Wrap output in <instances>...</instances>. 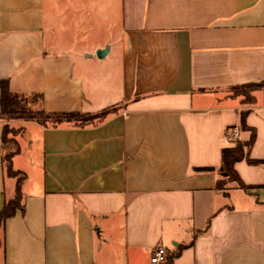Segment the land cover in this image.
<instances>
[{
    "label": "crops",
    "instance_id": "obj_1",
    "mask_svg": "<svg viewBox=\"0 0 264 264\" xmlns=\"http://www.w3.org/2000/svg\"><path fill=\"white\" fill-rule=\"evenodd\" d=\"M0 81L48 113L116 108L83 126L9 122L26 181L0 264H153L158 247L167 264H264V89L251 104L231 92L264 81V0H0ZM4 125L0 213L16 186ZM233 126L256 134L262 163L235 164L248 190L217 188Z\"/></svg>",
    "mask_w": 264,
    "mask_h": 264
},
{
    "label": "trees",
    "instance_id": "obj_2",
    "mask_svg": "<svg viewBox=\"0 0 264 264\" xmlns=\"http://www.w3.org/2000/svg\"><path fill=\"white\" fill-rule=\"evenodd\" d=\"M264 89V81L261 83H251L233 87L231 89L232 96L242 97L244 104L254 102L253 93L257 90ZM43 96L41 94H16L9 89L7 81H0V120L5 122L2 134L1 161L4 173L9 178L16 179L15 192L13 197L7 199L0 213V229H2L6 221L15 216L18 210H24L22 188L26 181V174L15 170L13 167V158L21 151L20 145L16 140V136L23 133V129L16 128L9 122L24 120L35 121L45 127H57L61 124H73L75 126H83L102 121L109 114L116 111L115 107L107 108L97 114L85 113H48L42 108ZM247 112H242V127L244 130H250L246 125ZM255 131L247 142H238L236 145L227 147L222 151V166L220 173L223 180L219 181L217 188L224 190L228 183H236L239 188L248 190L250 187L245 185L235 170V164L247 159L251 164H261L262 161L249 159V153L253 147L255 140ZM246 148V149H245ZM2 242L0 240V248Z\"/></svg>",
    "mask_w": 264,
    "mask_h": 264
},
{
    "label": "built area",
    "instance_id": "obj_3",
    "mask_svg": "<svg viewBox=\"0 0 264 264\" xmlns=\"http://www.w3.org/2000/svg\"><path fill=\"white\" fill-rule=\"evenodd\" d=\"M241 128L239 126H233L226 130L224 134V140L228 145H236L241 141ZM262 197H264V187L258 189L257 191ZM169 259V254L167 250L163 247H158L152 256L151 262L153 264H167Z\"/></svg>",
    "mask_w": 264,
    "mask_h": 264
},
{
    "label": "rangeland",
    "instance_id": "obj_4",
    "mask_svg": "<svg viewBox=\"0 0 264 264\" xmlns=\"http://www.w3.org/2000/svg\"><path fill=\"white\" fill-rule=\"evenodd\" d=\"M79 2H80V4L82 5V7L83 8H87V6H89V5H91V7H93V5H97V6H99V5H102L103 4V0H79ZM87 19V16L86 15H84L83 16V20H81V23L84 21L85 22V20ZM86 24H87V22H86ZM77 25V24H76ZM81 27H83L82 25H80V28ZM84 28V27H83ZM86 29V28H85ZM81 32H82V30H81ZM67 33V32H66ZM68 33L70 34V33H72V31H68ZM62 35H65V34H62ZM74 37H75V35H74ZM91 39V38H90ZM77 47H82V40H81V42H75L74 43ZM11 183H12V181H10L9 182V184H8V193L7 194H12V191H11Z\"/></svg>",
    "mask_w": 264,
    "mask_h": 264
},
{
    "label": "water",
    "instance_id": "obj_5",
    "mask_svg": "<svg viewBox=\"0 0 264 264\" xmlns=\"http://www.w3.org/2000/svg\"><path fill=\"white\" fill-rule=\"evenodd\" d=\"M108 48H106V49H103V50H99V51H97V56H98V58H103L106 54H107V52H108Z\"/></svg>",
    "mask_w": 264,
    "mask_h": 264
}]
</instances>
